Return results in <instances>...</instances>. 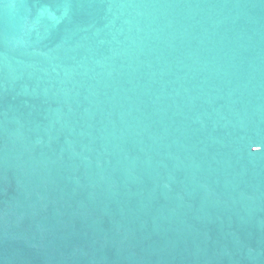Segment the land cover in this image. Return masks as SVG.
Returning a JSON list of instances; mask_svg holds the SVG:
<instances>
[{
	"label": "water",
	"instance_id": "obj_1",
	"mask_svg": "<svg viewBox=\"0 0 264 264\" xmlns=\"http://www.w3.org/2000/svg\"><path fill=\"white\" fill-rule=\"evenodd\" d=\"M0 264H264V0H0Z\"/></svg>",
	"mask_w": 264,
	"mask_h": 264
}]
</instances>
